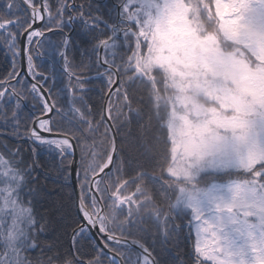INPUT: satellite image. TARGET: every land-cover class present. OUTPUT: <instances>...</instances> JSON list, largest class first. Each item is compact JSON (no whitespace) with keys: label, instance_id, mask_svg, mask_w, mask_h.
Segmentation results:
<instances>
[{"label":"snow or ice","instance_id":"obj_1","mask_svg":"<svg viewBox=\"0 0 264 264\" xmlns=\"http://www.w3.org/2000/svg\"><path fill=\"white\" fill-rule=\"evenodd\" d=\"M0 50V264H264V0H0Z\"/></svg>","mask_w":264,"mask_h":264},{"label":"trees","instance_id":"obj_2","mask_svg":"<svg viewBox=\"0 0 264 264\" xmlns=\"http://www.w3.org/2000/svg\"><path fill=\"white\" fill-rule=\"evenodd\" d=\"M10 59H11L10 54H6L3 50H0V74H3L8 68L11 67ZM36 63L38 65H41L39 70L44 71V67H43L44 58L37 59ZM49 83H51V80L49 81ZM53 91H55V89H53ZM25 111H27V110H25ZM3 139H4V137H0V140H3ZM8 142L13 144V145H15L17 143L16 141H8ZM19 146L22 148V152H23L25 158H28V156L30 155L31 145H29L27 143H21ZM69 159H71V157H69ZM38 160L41 163L49 162V158L43 152L41 153L40 157H38ZM45 170L46 169H44V168H41L39 170V175H40L39 183H40L42 190L40 191L37 199L41 200V202H42V198L45 196L46 193L56 192V191H62L65 199H67V197H69L72 193V185H71L70 179L67 182H64L63 180L57 181V178H56L54 172H52L50 174L48 179H45V177L43 175ZM33 175H37V173H33ZM69 203H70V201H69ZM37 207H38V210H40V211L43 210L42 208H40L39 204ZM184 247H185L184 241H183V239H181L180 247L178 250L183 251Z\"/></svg>","mask_w":264,"mask_h":264},{"label":"water","instance_id":"obj_3","mask_svg":"<svg viewBox=\"0 0 264 264\" xmlns=\"http://www.w3.org/2000/svg\"><path fill=\"white\" fill-rule=\"evenodd\" d=\"M75 180V177L74 175L72 176V178L70 179V182H71V185H72V188H73V181Z\"/></svg>","mask_w":264,"mask_h":264},{"label":"flooded vegetation","instance_id":"obj_4","mask_svg":"<svg viewBox=\"0 0 264 264\" xmlns=\"http://www.w3.org/2000/svg\"><path fill=\"white\" fill-rule=\"evenodd\" d=\"M186 231V230H185Z\"/></svg>","mask_w":264,"mask_h":264}]
</instances>
